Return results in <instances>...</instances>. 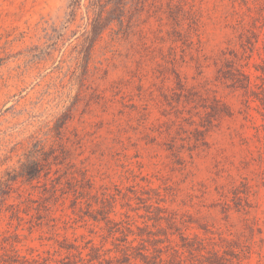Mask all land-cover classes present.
Returning a JSON list of instances; mask_svg holds the SVG:
<instances>
[{
    "label": "rangeland",
    "instance_id": "1",
    "mask_svg": "<svg viewBox=\"0 0 264 264\" xmlns=\"http://www.w3.org/2000/svg\"><path fill=\"white\" fill-rule=\"evenodd\" d=\"M264 264V0H0V264Z\"/></svg>",
    "mask_w": 264,
    "mask_h": 264
},
{
    "label": "trees",
    "instance_id": "2",
    "mask_svg": "<svg viewBox=\"0 0 264 264\" xmlns=\"http://www.w3.org/2000/svg\"><path fill=\"white\" fill-rule=\"evenodd\" d=\"M211 257V256H210ZM208 258V264H227L226 260L220 256H218L217 254H215L214 256H212V258Z\"/></svg>",
    "mask_w": 264,
    "mask_h": 264
}]
</instances>
